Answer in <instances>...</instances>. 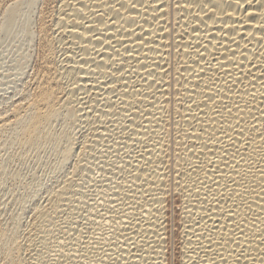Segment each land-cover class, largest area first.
I'll list each match as a JSON object with an SVG mask.
<instances>
[{
	"label": "bare ground",
	"instance_id": "1",
	"mask_svg": "<svg viewBox=\"0 0 264 264\" xmlns=\"http://www.w3.org/2000/svg\"><path fill=\"white\" fill-rule=\"evenodd\" d=\"M41 2L0 0L29 45L0 97L34 64L0 100V185L16 157L49 183L7 192L0 264H264V0Z\"/></svg>",
	"mask_w": 264,
	"mask_h": 264
},
{
	"label": "rangeland",
	"instance_id": "2",
	"mask_svg": "<svg viewBox=\"0 0 264 264\" xmlns=\"http://www.w3.org/2000/svg\"><path fill=\"white\" fill-rule=\"evenodd\" d=\"M41 4H42V2L40 0V3L38 5L39 7L37 8V10H34V12L31 15L32 22H35V19L37 21V19H38V13L43 8L42 7L43 5H41ZM51 7L52 6H50V8ZM33 19H34V21H33ZM2 24H3V19L0 16V60H1L0 61V72H2L3 70L6 69V65H7L6 63H9V61H11L10 59H14V60L15 59H18L19 58L18 55L19 56L22 55V53L25 52V50H27V48L29 46V45H26L27 42H25V40L24 41L23 40H20L18 42V44H17L18 46H16L15 43L13 44L11 42L10 37L3 34V32H2ZM33 45L35 46V44H33ZM35 48L36 47H33L32 48L34 54L36 53L35 52ZM6 58L8 59V60H6L7 62L5 61L6 63L5 62L3 63V60L6 59ZM10 64L11 63H9L8 65H10ZM33 68H34V64L32 62L30 64V66L28 67L26 74L25 75L23 74V76L21 75L22 76L21 78L19 76V78L21 80V83H19V84L16 83L15 85L10 86L11 87V90H12L11 91L12 94H10V96H7V97L5 96L6 98H9V97L14 96L15 93H17V91L19 89H21V88H18L19 85H20L19 87H21L23 85L22 83H25V84L28 83V80L30 79L29 77H30V75L32 73ZM1 80L2 79L0 78V83L4 82V80H2V81ZM13 89H17V90H13ZM5 97H0V100H1V98H2V100H3V98L6 99ZM4 101L7 102L6 100H4ZM2 154L3 153H0L1 157H4L5 154L4 155H2ZM15 159H14V161H16V162L12 161L11 162L12 164L11 163L9 164L10 167L8 166V169H10L11 171H14V172L17 173L15 179L13 181H11V180L4 181L3 184L0 185V212H3L4 211V212H6V214H8V213L9 214L10 213L13 214V213L17 212V210L19 208V207H17V205L14 206V204L13 205L10 204L11 203L10 198H11L12 194L9 196L8 195L9 193H7V192H9L11 190H15V189H18L19 190V188L21 189L24 185L29 184V183H33L36 180L37 181L40 180L43 184H46V185L49 184V183H47L48 178H46V177H48V167L46 166V160H35V159H33V160H23V159H20V160L23 161L22 162V161L19 160V158L16 159V160ZM17 160H18V162H17ZM10 170H8V171L11 172ZM46 179H47V181H46ZM22 190H23V188L21 190H19L18 193L19 192L22 193ZM41 191H40V194L38 193V198H34V200L32 199L33 197L31 196V193L30 192H27L30 195L27 194V193L25 194V196L27 195V197L29 198V200H28V198L26 197V200H28V203L31 202V200H32V203H31L32 205L29 203V204H27L28 207L26 206L28 210L32 208L33 204L34 205H35V203L38 204V205L40 204V202H36V200L38 201V199H39V201L42 200L41 202H43V199H44L43 197L46 196V194H45L46 193L45 192L46 190L45 189H42ZM43 192H44V194H43ZM21 193L18 194V195H22ZM41 195H43V196L41 197ZM8 201H10V202H8ZM25 202H27V201H25ZM29 205H31V206L29 207ZM10 206H11V208H10ZM5 209H7V210H5ZM9 214L7 216H10ZM25 216H27V217H25ZM27 220L29 221L28 215H25L24 214L23 219H21V225L23 227H25L26 226L25 224L28 223Z\"/></svg>",
	"mask_w": 264,
	"mask_h": 264
}]
</instances>
